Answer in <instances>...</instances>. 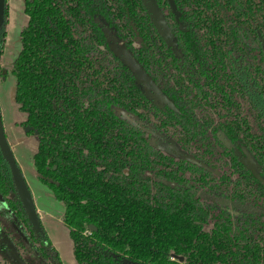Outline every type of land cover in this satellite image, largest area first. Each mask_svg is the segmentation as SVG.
Instances as JSON below:
<instances>
[{"label":"trees","instance_id":"obj_1","mask_svg":"<svg viewBox=\"0 0 264 264\" xmlns=\"http://www.w3.org/2000/svg\"><path fill=\"white\" fill-rule=\"evenodd\" d=\"M154 2L173 45L143 0H24L10 73L37 180L61 203L80 264H264V0ZM107 32L170 105L146 94ZM0 264H62L1 152Z\"/></svg>","mask_w":264,"mask_h":264},{"label":"rangeland","instance_id":"obj_2","mask_svg":"<svg viewBox=\"0 0 264 264\" xmlns=\"http://www.w3.org/2000/svg\"><path fill=\"white\" fill-rule=\"evenodd\" d=\"M23 2L24 0H6L7 20L4 27L6 32L4 38V51L0 63V67H2L0 74V113L5 134L7 133L6 135H8L6 136V138L10 147V143L12 140L11 134L13 131L12 125L13 127L15 125L20 127L19 125L21 123V120L19 118L23 116L18 110H16L17 105L15 106L16 103L14 101L15 82L10 73L12 61L20 50L19 32L27 21V18L23 12ZM144 2L149 10L152 0H144ZM156 15L157 16H154L156 25L160 28V30H162L163 35L165 36V38H167L170 44H172L171 40L169 39L170 35L165 23L163 22L159 13H157ZM116 45L119 46L120 44ZM137 78L140 84L145 88L147 95L155 103L159 105L165 104V101H163L160 97L161 95L158 92L156 85L151 83L140 73L137 74ZM118 115L126 119L131 124L145 128L138 118H135L133 115L125 111L118 110ZM13 120H16L17 122H13ZM146 131L149 132L153 145L173 155L180 157L182 156L173 141L165 138L153 129L147 128ZM22 132L24 133L23 136L26 138L24 140H21L19 144H16V142L14 143L15 145L12 144L15 153L12 147L11 149L27 184L29 183L28 187L30 185V187L33 189L32 195L34 204L38 209L36 210L38 211L42 229L50 239L53 247L57 250L62 264H80L75 260L73 256L72 241L69 235V228L61 220V215L63 212L61 203L54 199L52 194H50L45 186L40 183H35L36 181H34L35 179L33 175L32 156L35 153L37 147L36 135L32 132L25 133L24 129H20L19 133L22 134ZM220 138L222 139V141H224V143L231 147L230 142L227 141L222 134H220ZM236 153L253 170V173L255 175H258L259 168L249 156V154L246 152L241 153L239 151H236ZM36 186L38 189L36 188ZM228 204L231 205L230 203Z\"/></svg>","mask_w":264,"mask_h":264},{"label":"water","instance_id":"obj_3","mask_svg":"<svg viewBox=\"0 0 264 264\" xmlns=\"http://www.w3.org/2000/svg\"><path fill=\"white\" fill-rule=\"evenodd\" d=\"M5 4H6V0H0V30L4 29V27H5ZM144 4H145V2H144ZM145 6H146V4H145ZM146 8H147V6H146ZM147 10H148V8H147ZM148 12H149L151 18L153 19V21L155 23L154 16H157L156 14L159 13V11H158V9H157V7L155 5L154 0H152L151 6H150ZM166 28H167V26H166ZM158 29L163 35L162 30H160L159 27H158ZM107 35L114 42L113 47H114V50H115L116 54L118 56H120L122 58V60L134 72L136 81L140 84V82H139V80L137 78V74L140 73L143 77H145L151 83L156 85L151 80V78L143 71V69L140 67V65L134 60L132 55L125 49L124 45L117 46L116 45L117 43H115V41H114L115 39L111 36V34L109 32H107ZM169 39H170V37H169ZM166 40H167V38H166ZM171 45H173V43ZM156 86H157L158 92L161 95L160 97L162 98V100L165 101L166 104L170 105L168 100L162 95L161 91L159 90L158 85H156ZM141 124H142V122H141ZM139 127H141V126H139ZM141 128L146 131V129L150 128V127H147L146 129L143 128V127H141ZM150 129H152V128H150ZM25 130H32V127H25ZM146 132H148V131H146ZM34 133L36 134V132H34ZM0 152H1V155H2V157L4 159V161L6 162V164L8 166L14 189H15L16 194H17V196H18V198H19V200H20V202L22 204V207H23V209H24V211H25V213L27 215V218H28L30 224L32 225V227H33V229H34L36 234H39L40 236H44V231H43L41 223H40V219H39L38 212H37L35 204H34V199H33L32 193H31V191H30V189L28 187V184H27V182H26V180H25V178L23 176V173H22V171H21V169H20V167H19V165H18V163H17V161L15 159L14 153H13V151H12V149H11L9 143H8V140L6 138V134H5L3 123H2L1 113H0ZM179 152L182 154L181 157H183L185 159H188V160H191L193 162H196L191 156H188V155L184 154L180 150H179ZM174 156H176V155H174ZM239 158L247 166V168H249L251 170V172L253 173V170L246 164V162L240 156H239ZM219 202L223 203V204H224V202H225V204L230 203V202H227V201H224V200H219ZM90 227H92V226H90ZM92 228L94 230L96 229L95 227H92Z\"/></svg>","mask_w":264,"mask_h":264},{"label":"crops","instance_id":"obj_4","mask_svg":"<svg viewBox=\"0 0 264 264\" xmlns=\"http://www.w3.org/2000/svg\"><path fill=\"white\" fill-rule=\"evenodd\" d=\"M15 106H16V104H15ZM16 110H17V106H16ZM21 121L20 122H22L23 120H24V115L23 116H21V118H19ZM13 122H17L16 120H13ZM20 127H18V126H14L13 127V125H12V129H13V131H12V134H11V147H12V149H13V145H15L14 143L16 142V144H19L20 142H21V140H24L26 137H24L23 135H24V133L22 132V134H20L19 133V130L20 129H24L25 130V127H22L21 125H19ZM17 129H16V128ZM29 132H32L31 130H25V133H29ZM32 133H34V132H32ZM7 134V133H6ZM35 134V133H34ZM6 136H8V135H6ZM13 144V145H12ZM13 151H14V153H15V150L13 149ZM16 159V158H15ZM19 165V164H18ZM33 175H34V181H36L35 183H39V181L37 180V177H36V172H35V170H34V167H33ZM24 176V175H23ZM29 184V183H28ZM37 185V184H36ZM29 187H30V185H29ZM36 188H37V186H36ZM30 189H31V193H33V189L30 187ZM38 189V188H37ZM39 192V191H38ZM33 196V195H32ZM36 209H37V206H36ZM38 210V209H37ZM38 212V211H37Z\"/></svg>","mask_w":264,"mask_h":264},{"label":"flooded vegetation","instance_id":"obj_5","mask_svg":"<svg viewBox=\"0 0 264 264\" xmlns=\"http://www.w3.org/2000/svg\"><path fill=\"white\" fill-rule=\"evenodd\" d=\"M36 135V134H35ZM237 154V153H236Z\"/></svg>","mask_w":264,"mask_h":264}]
</instances>
